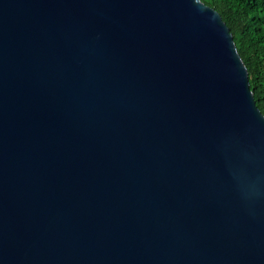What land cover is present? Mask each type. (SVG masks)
Segmentation results:
<instances>
[{"label":"water","instance_id":"95a60500","mask_svg":"<svg viewBox=\"0 0 264 264\" xmlns=\"http://www.w3.org/2000/svg\"><path fill=\"white\" fill-rule=\"evenodd\" d=\"M0 264H264V114L202 0H0Z\"/></svg>","mask_w":264,"mask_h":264},{"label":"trees","instance_id":"16d2710c","mask_svg":"<svg viewBox=\"0 0 264 264\" xmlns=\"http://www.w3.org/2000/svg\"><path fill=\"white\" fill-rule=\"evenodd\" d=\"M202 1L215 8L230 29L255 102L264 114V0Z\"/></svg>","mask_w":264,"mask_h":264}]
</instances>
